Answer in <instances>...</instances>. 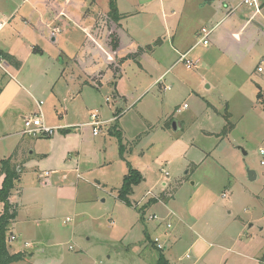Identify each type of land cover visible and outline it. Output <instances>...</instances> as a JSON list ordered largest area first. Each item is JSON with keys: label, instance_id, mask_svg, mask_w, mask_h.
I'll use <instances>...</instances> for the list:
<instances>
[{"label": "rangeland", "instance_id": "obj_1", "mask_svg": "<svg viewBox=\"0 0 264 264\" xmlns=\"http://www.w3.org/2000/svg\"><path fill=\"white\" fill-rule=\"evenodd\" d=\"M56 1L62 6L66 2ZM204 1L115 0L121 14L120 31L133 39L130 42L124 37V43H130L129 47L139 44L145 49L146 58L138 60L143 70H139L140 64L135 62L124 68L128 97L117 104L121 108L117 117L102 124L97 135H93L91 127L85 123L89 121L90 111L95 109L101 117H113L102 114L107 113L108 104L114 103L112 77L99 55L94 54L98 64L91 66L86 56H91L93 46L82 45L90 42L97 32L101 43L105 31L113 26L106 15L109 0H69L66 5L69 18L61 17L55 24L59 28L55 33L56 44L45 28H40L42 34L33 39L29 32H23L25 28L17 27L24 33L27 45H33L34 40L38 47L52 54V59L62 68L61 80L66 77L69 81L71 76L73 79L70 97L63 92L65 86L59 87V84L53 88L57 98L53 93L45 96L44 91L32 92L36 95L33 99L25 94L23 107L42 100L44 123L60 129L49 136H20L14 135L16 130L23 129L20 118L13 124L0 122V160L9 157L20 144H23L24 156L29 155L27 150L33 139L39 142L41 151H48L49 142L61 134L62 123L67 122L60 119L64 109L70 116L84 113L74 119L81 127L70 129L81 134L78 139L81 147L72 146L75 148L70 150L67 161L60 162L58 171L48 177L50 184L44 183L43 176L50 165L28 164L11 190L9 199L17 205V215L9 224L7 244L12 251L32 252L29 264H157L160 250L153 247L151 240L155 236L161 239L164 233H169L167 238L172 242L171 248L161 250L169 264H260L264 256V164L260 163L264 161V155L260 154V149L264 150V71L257 79L258 73L253 69L256 57H247L243 65L247 70L232 68L226 78L242 84L247 92L253 93L252 98L239 93L226 96L225 81H221L218 74L220 70H228L227 64L224 65L225 57L219 52L224 43L217 42L216 38L226 21L222 20L214 33L208 35L206 45L198 43L199 36L195 33L196 27L210 29L226 10L222 8V15L212 19V9ZM239 1L229 0V3L236 6ZM246 6L242 4L240 9ZM32 7L50 14L43 0H0V20L3 15L13 19L0 29V38L10 27H16L23 12ZM188 45L193 47L187 57L199 58L191 69L176 61V50ZM155 59L161 66L155 65L152 61ZM118 60L114 58L115 64ZM0 64L1 87L5 80L3 74L13 70ZM263 64L260 66L264 69ZM114 69V73H119L117 66ZM100 70L104 75L100 78L101 85L91 79L88 80L91 84L84 83L88 78L85 72L92 77ZM161 73L163 75L154 82ZM220 89L225 94H221ZM220 94L224 95V100ZM90 98H94L95 104L88 106L85 99ZM205 100L210 105L213 101L217 110H209ZM183 104L186 106L182 111H175ZM205 108L210 113L203 112ZM225 108L231 113L232 126L222 134ZM34 110L37 111V106ZM124 113L136 132L133 140L126 134L121 136L125 144L120 152L118 138L112 133L114 128L120 130L117 119ZM207 114L211 116L209 121H206ZM212 117L213 122L223 121L218 139L205 138L207 144L202 145L204 136L201 134L200 142L194 145L184 146L175 141L183 138L184 133L187 136L197 133L198 125L203 128L209 123L212 128ZM166 121H178L182 128L176 131L165 128ZM186 137V141L191 140ZM76 157L77 172L70 160ZM129 166L138 169L143 179L133 186L129 204H126L119 199L118 190ZM247 170L255 173L253 179L248 177ZM146 195L147 198L154 195L161 206L150 208L143 218L136 202ZM1 209L2 204L0 212ZM152 213L159 218L169 213L166 221L171 227L166 228V222L147 219ZM175 233H181V238L171 236ZM11 235L15 239L9 240ZM194 241L198 246L192 245ZM161 242L164 245L165 239ZM186 254L189 257H185Z\"/></svg>", "mask_w": 264, "mask_h": 264}, {"label": "crops", "instance_id": "obj_2", "mask_svg": "<svg viewBox=\"0 0 264 264\" xmlns=\"http://www.w3.org/2000/svg\"><path fill=\"white\" fill-rule=\"evenodd\" d=\"M65 1H66L65 5L62 6L56 0H43V3L46 5V7L49 8L50 14L45 15L44 12L38 10L36 7H32L29 11L23 12V15L20 16L21 20H18V22H16V27H10L4 33V35L1 36V38H0V52L7 53V54L11 55L13 60L18 62V65L16 66L13 63L8 62L5 58H3L4 65L11 68V70H13V71L8 73V74L7 73L3 74L5 76L4 77L5 80L2 81V85L0 87V122L6 123L7 125L9 122H11V124H13L14 120H18V118H20L21 122H23V118L25 116L35 112L34 108L36 107V103H34L35 104L34 105L33 101L31 102L30 107L25 108V105L23 107L22 101H23V98L25 97V94L29 95L30 99H33L34 96H36V95L33 96L32 92L38 93V91H42V93H43V91H44L45 96H47L48 93H49V95L51 93H53L54 96L57 98V95L53 92V88L55 87V85L59 84V87L65 86L63 92H65V94L70 97V81L73 79V76L70 77L69 81L67 80L66 77H65L66 79L64 78V80H61L62 75H63L62 68L59 66V64L56 63V61L54 59H52V54L47 53V50H45L43 47H38L39 44L36 43L34 40H32V42H31L33 45H31V46L27 45L26 41H25L26 40L25 35H24V33L27 34L29 32L30 37L34 39L35 36L38 37L39 34L40 35L42 34V30H39V29L45 28L50 32L51 41L54 44H56L58 42L57 36H56V34H52V31L55 28L58 30L57 32H59V28L55 24L57 22L61 21V17L66 18V19L69 18V14L66 10V8H67L66 5L69 3V0H65ZM204 2H207L209 9H212V19H214L215 17H217L219 15H222V13H221L222 8H224L226 10L225 14L220 19H218L216 21V23H214L212 25V27L210 28L211 29L210 34H213L214 30L217 28L219 23L225 19L226 24L219 31H217L216 38L218 40L217 42L224 43L223 47L221 49H219V52L221 53L222 57H225L226 62L224 63V65L227 64L228 70L227 71H221L220 70L218 72V74L220 75V80L225 81L224 89H226L228 91V95H226V96L228 97L230 93H239L240 95H243L244 97L252 98V96H253L252 92H247V90L244 89L242 84H240V83H236V82L232 83L233 78H226V74L232 68H237L239 71L240 70H247L246 67H244L243 65L245 64L247 57H249V56L252 57L254 55V57H256V63H255V68H253V69L256 73H258V75L254 72H250V74H256L258 76L257 79H260L259 74H261L264 71L263 68L260 71L257 70L258 67L262 66V64L260 62L264 61V0H256L257 4L259 6L258 12L255 11L253 6H248V5L246 6V8L240 9V7L242 5H239V4L242 2V0H240L239 1L240 3H238L236 6H232L229 3V0H223V1L205 0ZM211 4H212V8H211ZM12 17L14 18L15 15L14 16L12 15ZM1 19H2V20H0V29L1 30L6 25H9L13 21V19L11 21L9 16H6V15H3V17ZM111 24H113V26L108 27V30L105 31L104 38H101V43L98 42L99 33L97 32L96 34L91 33L94 35L91 36L90 42L83 43V45H82V47H84V45L93 46V48L90 49L91 56L90 57L88 55L86 56L87 60H89L91 62L92 67L96 66L97 61L94 60L93 56H94V54H97L101 57V60L103 61L102 63H104L105 65L108 66L110 73H111V77H112L111 87L113 90L112 96L114 99L113 100L114 103L111 105L108 104V107L106 108L107 113H102V114H105V115L112 114L111 116H113V117H108V116L101 117V115L98 114L99 118L102 121H104L105 123L108 121H111L114 117H117V115L120 113V110H121V108L118 107L117 104L120 101H126V98L128 97V93L126 90V83H125V79H124V76H125L124 68L125 67H131L132 63H134V61L132 62V60L128 59V60L123 61L119 65L118 62H117V64H115L114 58H116V57L120 58V57L124 56L126 53L133 52L136 50L137 46H140L139 44H137L134 47H129V45H131L130 43H128V45L125 44L124 43L125 38L130 39V42L133 41L131 36L129 34H126L125 32H123L122 30L120 31L119 23H114L113 21H111ZM19 26L21 28L22 27L25 28V30L23 31L24 33L17 28ZM95 27H96V30L98 31L99 29H98L97 22H96ZM202 27H205V26L195 28L196 29L195 33L197 36L199 33V29ZM57 32H55V33H57ZM110 33H116L117 38H118V46L116 47L115 50H112L110 45L108 44ZM34 42H35V45H34ZM192 47H193V45H188L186 47L181 48L180 50H176V54L178 55V58L176 61H179V55L181 53L187 52L189 50H190L189 51V53H190L192 50ZM109 51H111V52H109ZM145 58H146V54H142L139 59L141 61V59H145ZM218 58H220V57H218ZM218 58H216V59H214V61H212V69L214 68L213 64L215 63V61ZM191 59L194 60L195 65L199 61V58H197V59L191 58ZM220 60H222V59L220 58ZM152 61L155 63V65L157 67L161 66L160 62L157 59L152 60ZM62 62H63V60H62ZM139 64H140L139 70H141L143 68L142 62H139ZM82 65H83V62H82ZM114 65L117 66V68L119 69L118 70L119 73H117V72L114 73V70H113L115 67ZM111 66H114V67L111 68ZM263 66H264V64H263ZM104 72L106 73V71H104ZM95 73L96 74L91 77L88 73L85 72V74L87 75L86 77H88V78L85 80L84 83L91 84L88 82V80L91 79L93 81L98 82V84L101 85L100 78H102L104 76V75H102L103 71L100 70V71H96ZM162 75H163V73H161V75L158 76L154 82H156ZM31 76H33L32 79L29 78ZM42 78L47 79V81H45V82H43L42 80L40 81L39 79H42ZM253 78L254 77H251V80L257 84V81L253 80ZM143 79H145V78H143ZM76 80L77 81L79 80L78 77ZM51 82H53L52 85H51ZM48 84H50V86H48ZM216 87H218V86H216ZM164 88L169 89V86H166V87L164 86ZM229 91H231V92H229ZM58 93H59V91L57 88V94ZM220 93L225 94L224 91H222V89H220ZM221 94L219 95V97H221L223 99L224 95H221ZM94 101H95L94 98L93 99L90 98L89 101H87L85 99V102L88 104V106L94 105L95 104ZM106 101L108 102L107 99H106ZM205 102H206V105L209 108V110H210V108H212L214 111L217 110L213 101H212V105H210L209 101H207V100H205ZM18 106H20V108ZM184 108L185 107L183 104L181 107H177L175 109V111L180 112ZM209 110H207L205 108V110L203 112L208 111L210 113ZM224 110H225L224 114L226 112H228V111H226V108ZM6 113H7V115H6ZM83 114L84 113H76V114L70 116L68 113V110L66 108L64 109V115L65 116L61 115L60 119L67 120V122L62 123V125L64 127L61 128L62 129L61 134H58L56 137L53 138V140L50 139L51 141L48 144L49 150L46 152L41 151L39 149V146H38L39 142L37 140L33 139V141L30 142V146H29V149L31 148V150L30 151H29V149L27 150L29 155L24 156V153H22L24 150L23 144H20L17 147V150H15L16 151V157L13 158V159H15V161H14L15 165L18 166L17 169L19 170V168H20V170H22L28 164H33V167H36V166L38 167L39 163L41 165H43L42 163L50 165V168H48V170L46 169L44 171V175H43L45 177L44 183L50 184L48 177L50 176L51 173H56L58 171V170H56V168L58 167V164H60V162L65 163L67 161V158L69 157L71 149H74L75 147H78V149H79L81 147L80 141L78 142L79 136H81V134L75 133V131L73 129H72L73 131L70 129H71V127H78V125H76V124H79V123L75 122L74 119L76 116L81 117ZM125 114L126 113H124L123 116H121L117 119V120H119V126H120V130L119 129L118 130L121 133V136L126 134L128 139L133 140L134 134L136 131L132 128L129 121L125 118ZM228 114L230 117L231 113L228 112ZM210 117L211 116L209 114L206 121H209ZM52 125H55V124H52ZM205 125L206 126L203 128L198 125L197 127H198L199 131L197 133L194 134V132H193L188 136H187V133H184L183 138L177 139L175 141H177V143H181L184 146L187 144L194 145L195 142H197L198 140L200 142V137L202 134L204 136V138L201 140L200 143L203 145V144H207V142L205 141V138L208 139L210 137L215 136L218 139L220 137V134L218 133V131L220 130V128L223 125L222 120H218L216 122H213V117H212V128L208 126L209 123H205ZM176 126H177L176 129H173L172 128V122L166 121L165 128H172L173 131H176V130L182 128V124L179 123L178 121H176ZM14 135L22 136L21 129L16 130ZM74 136H75L74 139H75L76 143H74V141H73ZM185 137L187 139H191V140L186 141ZM74 144H75V147H72ZM122 144L124 145L125 143L122 141ZM173 145L176 146L177 144H174V142H173ZM199 150L201 152H203L202 149H199ZM77 152H79V150ZM34 155L37 157H41L40 160H35L33 157ZM25 159H26V161H25ZM70 160H72L74 165H75V167H73L74 168L73 170H75L77 172V169H78L77 157L74 159H70ZM24 161H25V163H24ZM70 169H72V168H70ZM134 169H136V168H134ZM136 170H138V169H136ZM125 174H126V172L124 173V175ZM1 179H2V177H0V184H1ZM145 200L146 199H143V202H145ZM9 202H10V199H9ZM159 202L160 201H158V200H154L150 204L144 206V204L147 203V202H145L141 206V208L143 209L141 211L143 218H145L147 210H149L150 208L154 209L158 205L161 206V204ZM10 203H12V202H10ZM12 204H14V203H12ZM14 205H16V204H14ZM16 207H17V205H16ZM152 214H154V213H152ZM168 216H169V213H167L166 216L164 215V217H162L164 220L161 222H167L166 219L168 218ZM156 226H157V224L155 225V227ZM159 227H160V225L158 226V228ZM180 234L181 233H177V234L175 233L174 235L171 234V236L176 235L177 238H181ZM168 235H169V233H166V234L164 233L163 234L164 237H161L162 240L165 239L163 249L171 248L172 242L170 241L169 238H167ZM147 238L150 239L149 236ZM197 244H198V242H196V241H194L192 243V245H194V246H198ZM9 251L11 253L18 252V251L25 252L24 249L12 251L10 246H9ZM27 254H28V256L24 260L16 262V263H12V264H29V263H31L30 258H31L33 253L28 252ZM163 255L165 256L164 252H163ZM185 257H189V255L186 254Z\"/></svg>", "mask_w": 264, "mask_h": 264}, {"label": "trees", "instance_id": "obj_3", "mask_svg": "<svg viewBox=\"0 0 264 264\" xmlns=\"http://www.w3.org/2000/svg\"><path fill=\"white\" fill-rule=\"evenodd\" d=\"M108 5L109 11L106 14L107 17L114 23H118L121 14L117 9L115 0H109ZM108 44L110 45L112 50L116 49V47L118 46V38L116 33H110ZM144 52L145 49L143 47L137 46L135 51L126 53L124 56L119 58L118 63L121 64L123 61L130 59L139 64L138 60ZM0 57L5 58L8 62H11L16 66L18 65V62L13 60L12 56L7 53L0 52ZM223 117L225 123L223 125L221 133L225 134L227 130H229V128L232 126V122L229 119L228 112H226ZM109 132H111V128L109 129ZM112 134H115L117 136L120 145V152H122L124 145L122 144L121 133L117 128H114ZM15 157L16 151H14L9 157L0 160V177H2L0 184V204H2V209L0 212V264L16 263L24 260L28 256V254L23 251L11 253L9 251V245L7 244V232L9 230V224L16 218L17 215V207L16 205L9 202V197L11 195V190L19 181L21 172L20 168L18 170V166L15 165V163L12 161V159ZM142 179L143 177L141 173L129 166L126 174L123 176L121 187L118 190L119 199H121L126 204H129L128 196L131 194L133 186L137 185ZM154 200V198L148 200V202L145 203L144 206L150 204ZM139 209L141 211L143 210L141 207H139ZM153 247H155L154 244ZM156 262L157 264H169L168 260L163 255V252L161 250L158 254ZM260 264H264V256L261 257Z\"/></svg>", "mask_w": 264, "mask_h": 264}, {"label": "built area", "instance_id": "obj_4", "mask_svg": "<svg viewBox=\"0 0 264 264\" xmlns=\"http://www.w3.org/2000/svg\"><path fill=\"white\" fill-rule=\"evenodd\" d=\"M242 4L248 5V6H253L256 12H258V10H259V6H258L256 0H242V2L239 5H242ZM57 31L58 30L54 28L52 31V34H55V32H57ZM210 32H211V29H206L205 27L200 28L199 33H198V36H199L198 43H202L203 45H206L207 44V37L210 34ZM189 51L181 53L179 55V61L183 62L186 68L191 69L195 65V62L193 59L187 57ZM0 62L4 63L3 58H1V57H0ZM260 63L263 64V61H261ZM261 69H262L261 67H258L257 70L260 71ZM35 103L37 106V111L33 112V113H31V114H29L23 118V129L21 130V134L32 136V137L40 136V135L41 136H45V135L49 136V135L53 134L55 130L60 129V128L48 126L44 123L43 118H42V112H41V105L43 104V101L42 100H38V101L35 100ZM185 106L186 105L184 104V107ZM104 123L105 122L99 118L97 110H94V111L90 112L89 121L87 123H85V125H88L91 127L93 135H97L101 129V125ZM78 127H81V124H79ZM260 154L264 155L263 149H260ZM260 163L264 164V161L261 160ZM148 195H150V192H148ZM150 198H154V195H151L148 198L146 195L144 197V199H146L145 202H148V200ZM145 202H143V198H142L141 201H138L136 203V206L141 207ZM147 219L159 220L160 222L164 220L163 218H159L156 214H149ZM166 227L170 228L171 224L169 222H166ZM13 239H15V236L11 235L9 240H13ZM151 241L155 245L156 249H158V250L163 249V243L161 242L160 237L155 236V237H153V239Z\"/></svg>", "mask_w": 264, "mask_h": 264}, {"label": "water", "instance_id": "obj_5", "mask_svg": "<svg viewBox=\"0 0 264 264\" xmlns=\"http://www.w3.org/2000/svg\"><path fill=\"white\" fill-rule=\"evenodd\" d=\"M176 123L175 122H172V128L173 129H176ZM247 173H248V177L250 178V179H253L254 178V176H255V173L253 172V171H251V170H247Z\"/></svg>", "mask_w": 264, "mask_h": 264}]
</instances>
